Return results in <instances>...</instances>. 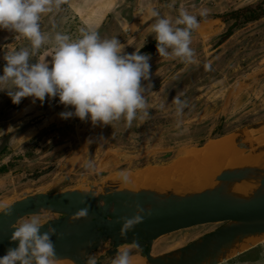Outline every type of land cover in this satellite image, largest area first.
Wrapping results in <instances>:
<instances>
[{
  "label": "rangeland",
  "instance_id": "obj_1",
  "mask_svg": "<svg viewBox=\"0 0 264 264\" xmlns=\"http://www.w3.org/2000/svg\"><path fill=\"white\" fill-rule=\"evenodd\" d=\"M119 2L115 16L112 8ZM127 3L67 0L59 11L43 17L41 29L64 32L75 39L81 28H94L102 38L117 36L129 54L145 40L140 52L150 55V81H142L145 87L151 84L145 92L149 118L142 123L134 121L130 127H125L123 120L113 127L93 126L75 116L61 118L59 113L73 109L60 104L58 97L46 98L43 103H33L28 97L13 104L6 92L0 91V201L12 203L27 195L72 189L103 193L116 188L110 187L111 183L109 188L105 186L115 174L169 167L206 143L264 121V76L246 82L264 70V16L244 22L247 12H241L248 7L264 9V0H174V4L173 0H154V8L163 6L158 9L161 16L173 19L181 7L193 14L200 8L209 9L206 17L198 16L199 27L192 32L191 47L197 61L193 64L159 57L156 49L145 51L155 33L149 34V24L131 25L127 21L132 18V2ZM137 4L145 6L143 0ZM229 27L231 33L226 36ZM5 31L0 29V74L5 52L29 43L11 31L1 43ZM47 59L51 61V57ZM180 93L188 106L177 115L172 99ZM257 132H251L250 143L257 135L261 140L251 148L263 146L264 130ZM88 160L93 169H85ZM48 215L57 217L49 212L41 217ZM218 226H197L160 237L154 241L151 254L183 246ZM125 247L129 245L118 250ZM108 249L106 245L89 255L96 257L97 264H111L117 252L108 254ZM144 253L143 248L134 249L132 258ZM219 264H264V237Z\"/></svg>",
  "mask_w": 264,
  "mask_h": 264
},
{
  "label": "clouds",
  "instance_id": "obj_2",
  "mask_svg": "<svg viewBox=\"0 0 264 264\" xmlns=\"http://www.w3.org/2000/svg\"><path fill=\"white\" fill-rule=\"evenodd\" d=\"M67 0H0V29L24 38L28 46L6 51V61L0 74V91L6 92L13 104H19L23 98H32L43 103L46 98L58 97V102L72 111L59 113L61 118L78 117L81 121H90L93 126L111 125L124 121L125 127L134 121L141 123L149 118V104L145 92L151 88L142 81H150V55L142 54L140 48L132 53L124 51L126 45L117 36L102 38L94 28H81L79 37L73 39L69 34L55 31L44 32L41 29L43 17L59 11ZM174 4V0H173ZM170 4L169 7H173ZM140 11H144L141 9ZM147 13L155 22L150 33H155L156 52L165 59H179L185 64L196 63V55L191 47L192 32L199 27V17H206L208 8H200L193 14L181 7L178 15L161 16L154 7ZM51 57V61L47 59ZM36 58V59H34ZM34 61V62H33ZM210 68V65H205ZM183 93L172 99L177 115L188 106L182 99ZM164 107L163 104L160 105ZM85 169H93L90 160L84 163ZM118 179L128 183L125 173H119ZM85 195L98 196L96 192L85 191ZM84 207L77 209L70 220L92 219L89 216L90 205L82 197L79 201ZM12 203L0 201V214L11 216ZM98 205L105 207V201ZM108 211L114 212L112 205ZM152 210L140 204L134 205L129 216H118L115 222L120 224L118 235L126 238L137 224L151 216ZM52 216L41 217L32 214L18 224H12L14 231L10 241H18L16 247L8 248L0 257V264H57L56 249L52 236L63 238L64 233L57 232L51 225L41 232L45 221ZM139 238L129 243V247L117 251L111 264H132V252L140 247ZM91 241L89 242V245ZM85 264H97L95 256L87 255Z\"/></svg>",
  "mask_w": 264,
  "mask_h": 264
},
{
  "label": "water",
  "instance_id": "obj_3",
  "mask_svg": "<svg viewBox=\"0 0 264 264\" xmlns=\"http://www.w3.org/2000/svg\"><path fill=\"white\" fill-rule=\"evenodd\" d=\"M263 76L264 70L246 82ZM259 130H264V121L238 132L246 133L251 138V132ZM255 137L260 138L258 135ZM257 139L249 146L243 144V148L257 144L261 140ZM262 145L257 149L264 151V143ZM251 178L259 180L251 196L239 197L226 191L228 185ZM215 182L212 188L197 192L116 188L98 193L96 197L85 195L86 190L77 189L27 195L12 202L11 216L0 214V257L6 254L8 248L18 244V241L9 239L14 231L12 224H18L22 218L32 214L49 212L57 217L45 221L40 230L47 231L51 225L57 232L64 233L63 238L51 237L58 261L85 264V254L89 255L106 245L111 248L107 253L113 254L119 247L129 245L138 237L140 248L145 249L144 255L140 256L144 264H219L264 237V169L245 166L223 170L215 176ZM87 191L96 192L93 189ZM82 197L90 205L89 216L93 218L70 220L72 213L84 207L79 203ZM99 201H105V207L101 208ZM137 203L150 208L152 215L137 224L126 238H121L116 217H130ZM109 204L115 209L114 212L108 211ZM203 225L219 226L183 246L162 254H151L153 243L158 238ZM243 243L245 246L237 249Z\"/></svg>",
  "mask_w": 264,
  "mask_h": 264
},
{
  "label": "bare ground",
  "instance_id": "obj_4",
  "mask_svg": "<svg viewBox=\"0 0 264 264\" xmlns=\"http://www.w3.org/2000/svg\"><path fill=\"white\" fill-rule=\"evenodd\" d=\"M243 144L246 146L250 144V138L246 133H231L185 154L169 167L146 169L137 174L125 173L129 178L128 183L121 182L118 175L115 174L116 177L110 179L112 182H108L107 179L105 182H108L107 185L104 181L102 185L108 187L111 183L110 187L114 185L116 188H126L132 191L145 188L159 192L167 189H174L178 192H197L210 189L216 183L215 176L223 170L245 166L264 169V151L252 146V148H247L249 149L248 156H244L242 154L245 150ZM258 184L259 180H256V178L246 179L228 185L226 191L239 197H249L256 190ZM246 242L248 241H244V243ZM244 243L240 244L237 249L243 248ZM57 264L73 263L70 261H57ZM132 264H144V261L141 258L134 257L132 258Z\"/></svg>",
  "mask_w": 264,
  "mask_h": 264
},
{
  "label": "crops",
  "instance_id": "obj_5",
  "mask_svg": "<svg viewBox=\"0 0 264 264\" xmlns=\"http://www.w3.org/2000/svg\"><path fill=\"white\" fill-rule=\"evenodd\" d=\"M127 1L132 2V13H130V17L132 16V18L127 20L128 22H130L131 25L132 24H134V25L135 24L136 25H143V24L152 25L155 22V18H151L147 13V8H149V6L151 5L152 2L154 3V0H143V3L145 4L144 7L138 6V4H137L138 0H126V4H129V3H127ZM98 4H100V3H98ZM119 4H120V2L117 5L115 4V6H113V8H112V10L115 12V16H116V10H117ZM159 6H162V5H158V7H156L155 9L158 10ZM150 7H153V5H151ZM141 9H144V11H140ZM124 17H126V16H124ZM103 23H105V22H103ZM5 32L4 33H5L6 37L4 39H2L1 43L7 39V36H8L7 30ZM242 154L244 156H248V153L242 152Z\"/></svg>",
  "mask_w": 264,
  "mask_h": 264
},
{
  "label": "trees",
  "instance_id": "obj_6",
  "mask_svg": "<svg viewBox=\"0 0 264 264\" xmlns=\"http://www.w3.org/2000/svg\"><path fill=\"white\" fill-rule=\"evenodd\" d=\"M241 12H247L244 15V22L252 21L257 19L258 17L264 16V9L261 6H256L255 8H245ZM237 12H232L231 14L236 15ZM231 33V27L226 32V36ZM156 49V40L152 41L144 50L147 52L154 51Z\"/></svg>",
  "mask_w": 264,
  "mask_h": 264
}]
</instances>
